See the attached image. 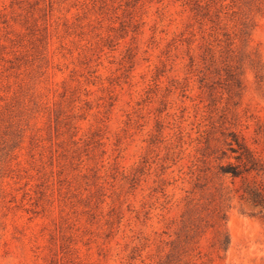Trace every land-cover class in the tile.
<instances>
[{
	"label": "rangeland",
	"instance_id": "374dc122",
	"mask_svg": "<svg viewBox=\"0 0 264 264\" xmlns=\"http://www.w3.org/2000/svg\"><path fill=\"white\" fill-rule=\"evenodd\" d=\"M249 194L264 0H0V264H264Z\"/></svg>",
	"mask_w": 264,
	"mask_h": 264
},
{
	"label": "trees",
	"instance_id": "16d2710c",
	"mask_svg": "<svg viewBox=\"0 0 264 264\" xmlns=\"http://www.w3.org/2000/svg\"><path fill=\"white\" fill-rule=\"evenodd\" d=\"M238 147H239L238 149H236L234 147L230 148L232 153H236L237 154L236 159L237 160H241L242 157H245L248 160V165L251 166L250 169L256 168L257 167L256 163H254L253 161L249 160V158L246 156L247 154H245V151H244V153L239 154V150H242L243 147H240V146H238ZM244 166H245V168L247 167V165H244ZM247 170L248 169H246V171ZM222 171H223L224 174L231 175L232 177H239L242 174V172H243V171H241L239 169L238 166H234V165H227L225 168H223ZM258 199H259L258 196L254 195V194H249V196L247 198V201L249 203H252V204H255V205H258V206L264 205V201L263 200H258Z\"/></svg>",
	"mask_w": 264,
	"mask_h": 264
}]
</instances>
